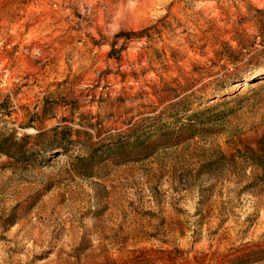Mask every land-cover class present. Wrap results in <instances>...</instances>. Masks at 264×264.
Here are the masks:
<instances>
[{"label": "rangeland", "instance_id": "1", "mask_svg": "<svg viewBox=\"0 0 264 264\" xmlns=\"http://www.w3.org/2000/svg\"><path fill=\"white\" fill-rule=\"evenodd\" d=\"M0 264H264V0H0Z\"/></svg>", "mask_w": 264, "mask_h": 264}]
</instances>
